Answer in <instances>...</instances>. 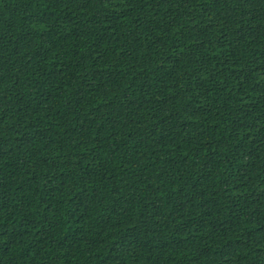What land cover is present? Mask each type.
<instances>
[{"label":"trees","instance_id":"trees-1","mask_svg":"<svg viewBox=\"0 0 264 264\" xmlns=\"http://www.w3.org/2000/svg\"><path fill=\"white\" fill-rule=\"evenodd\" d=\"M0 264H264V0H0Z\"/></svg>","mask_w":264,"mask_h":264}]
</instances>
